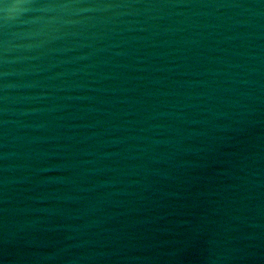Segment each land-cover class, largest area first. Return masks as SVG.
<instances>
[{"label": "water", "instance_id": "water-1", "mask_svg": "<svg viewBox=\"0 0 264 264\" xmlns=\"http://www.w3.org/2000/svg\"><path fill=\"white\" fill-rule=\"evenodd\" d=\"M0 264H264V0H0Z\"/></svg>", "mask_w": 264, "mask_h": 264}]
</instances>
